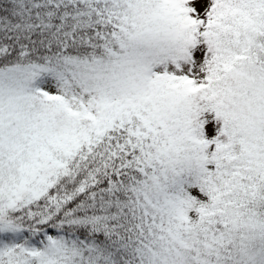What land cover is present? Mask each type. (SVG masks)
Returning <instances> with one entry per match:
<instances>
[{
    "label": "snow or ice",
    "instance_id": "snow-or-ice-1",
    "mask_svg": "<svg viewBox=\"0 0 264 264\" xmlns=\"http://www.w3.org/2000/svg\"><path fill=\"white\" fill-rule=\"evenodd\" d=\"M0 264H264V0H0Z\"/></svg>",
    "mask_w": 264,
    "mask_h": 264
}]
</instances>
